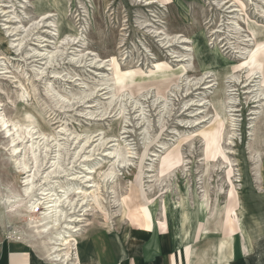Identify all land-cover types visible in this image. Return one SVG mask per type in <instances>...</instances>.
I'll return each instance as SVG.
<instances>
[{"label":"rangeland","instance_id":"374dc122","mask_svg":"<svg viewBox=\"0 0 264 264\" xmlns=\"http://www.w3.org/2000/svg\"><path fill=\"white\" fill-rule=\"evenodd\" d=\"M157 1L0 0V234L45 256L33 232L55 183L75 200L59 231L86 210L89 245L90 233L110 249L147 230L148 203L158 230L176 211L195 236L207 199L203 237L223 250L237 196L236 264H264V0ZM50 168L63 171L41 183Z\"/></svg>","mask_w":264,"mask_h":264},{"label":"crops","instance_id":"0c3cea01","mask_svg":"<svg viewBox=\"0 0 264 264\" xmlns=\"http://www.w3.org/2000/svg\"><path fill=\"white\" fill-rule=\"evenodd\" d=\"M172 221L174 223L171 229L167 223L166 230L149 232L148 229H133L135 236H128L122 247L115 246L111 241L110 249L104 248V234L89 232L93 235L91 246L86 243L87 240L83 241L77 249V260L74 259L76 260L74 264H236V260H244L242 256L245 255V249L241 256H236L234 244L221 250V245L216 242L217 249L214 251L213 247L203 241L215 239H207L203 237L206 234H203L200 238L202 243L199 240L195 241L194 235L190 237L180 232L175 223L178 219ZM174 227L176 230H173ZM217 230L220 235V230ZM144 231L149 233V238L140 243L136 236L142 235ZM194 234L196 235V230ZM0 264H49V262L37 249L23 242L9 240L0 234Z\"/></svg>","mask_w":264,"mask_h":264},{"label":"bare ground","instance_id":"6f19581e","mask_svg":"<svg viewBox=\"0 0 264 264\" xmlns=\"http://www.w3.org/2000/svg\"><path fill=\"white\" fill-rule=\"evenodd\" d=\"M135 1L137 3L144 5L145 7H150V6H154V5L156 7L162 6L160 1H157V0H135ZM32 156H33L32 162L34 163V167H36V165H37L36 155L32 154ZM33 169H36L37 171H39L38 170L39 168H33ZM62 171H63V168H50L47 172H44L42 174V176H41L42 182L41 183H44L51 175H53V174L57 175V173L62 172ZM111 172H110V174H111ZM34 173H36V172H34ZM36 175H38V174H36ZM106 178H107V176H106ZM51 184H52V186H46V185L44 186V184H43L42 188L40 189L41 192L39 194L40 198L38 199V202H39L41 209H40V212L38 214V227L35 228V231L33 232L35 234L33 236H34V238L39 240V242H41V243H43V245H45V247H44L45 258L48 260L49 264H74L75 261L77 260V249L79 246L82 245V243L86 237V236H84L83 232H81V226H79L78 224L79 223L86 224V222H88L87 220H83L84 218L80 219L79 217L85 216V214H86L85 212H87V211L82 210L81 211L83 213V214L81 213L82 215H78L76 217H70V219L68 220L67 227L71 230V232L59 231L58 228L60 226L61 221L64 219V214H65V213H63L64 211H62V209L60 207L61 204L62 203L70 204V206H72L74 204L73 202L75 200H74V198L69 199L66 197L65 185L57 187L56 185L54 186L55 183H51ZM55 187H57V188L54 189ZM32 189H33V187H32V185H30L29 180L27 179V181L25 182L22 194L27 196V195H29V193ZM97 193H99V192H97ZM15 199L17 200L18 198H14V200ZM10 200L11 199H8L7 202H9ZM236 202L238 204L237 208L232 210V212L235 213L234 216L237 217L236 223H233L231 212L228 210V213H226L224 216H222V219L220 220V229L219 230H220V235L222 237L229 238L233 241V244H234L235 249H236V256H237V255H242V245H240L239 243L238 244L236 243V240L232 234L234 232V230L237 229V231L241 235V228H240V224H239L240 219L238 216V212L240 211V204H239V199L237 198V196H236ZM9 203H11V201ZM208 203H209V201L207 202V199H206L202 202L200 201V203L198 205L199 212H198V217H197V226L195 228V230H196V235L194 237L195 241L196 240L200 241L201 236L203 234H206V232H208V228L205 225L206 220H208L207 215L209 214L208 213L209 212ZM18 204H20V203H18ZM34 204L35 203L31 204V207H30L32 209L31 211H34L36 208V207H33ZM82 204H84V203L81 202L80 206H82ZM154 206H155V203L152 205H151V203L150 204L148 203V211H147L148 214H147V216L148 217L151 216V225L148 228L149 232L158 230L156 210H153ZM139 207H140L139 205L132 206V212L131 213H140ZM126 213H127V210H126ZM126 213H125V216H126ZM170 214L172 215L173 220L177 219L176 218V215H177L176 211H172V212H170ZM217 218H218V216L215 219L216 224H218V222H219V220ZM152 220H153V222H152ZM29 222H31V221H29ZM25 225H27V224H25ZM152 225H153V227H152ZM225 228H226V233L222 234ZM142 230H144V229L142 228ZM173 230H176L175 227ZM17 235H19V232L15 229H12V231L7 232V238L9 240H16L19 242H23L25 244H29L28 240L26 239L27 237L25 238L22 236V238H18ZM249 241H250V239H249ZM203 243H210V246L212 245L214 251L217 249V243L215 240L203 241ZM74 259H76V260H74Z\"/></svg>","mask_w":264,"mask_h":264}]
</instances>
